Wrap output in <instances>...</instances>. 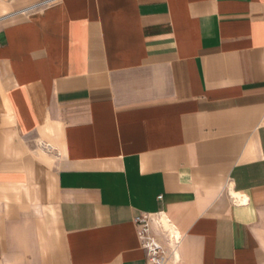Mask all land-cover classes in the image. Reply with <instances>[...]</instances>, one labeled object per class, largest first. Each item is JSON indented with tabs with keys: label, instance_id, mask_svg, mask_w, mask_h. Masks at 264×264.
I'll list each match as a JSON object with an SVG mask.
<instances>
[{
	"label": "crops",
	"instance_id": "1",
	"mask_svg": "<svg viewBox=\"0 0 264 264\" xmlns=\"http://www.w3.org/2000/svg\"><path fill=\"white\" fill-rule=\"evenodd\" d=\"M38 1L0 0V264H148L141 214L264 264V0Z\"/></svg>",
	"mask_w": 264,
	"mask_h": 264
},
{
	"label": "built area",
	"instance_id": "2",
	"mask_svg": "<svg viewBox=\"0 0 264 264\" xmlns=\"http://www.w3.org/2000/svg\"><path fill=\"white\" fill-rule=\"evenodd\" d=\"M59 0H41L28 7L23 11L30 12L36 9L49 6L56 3ZM5 16L0 17V20ZM153 219L150 215L141 214L135 218V223L139 228V237L141 244L146 253V258L148 264H171L175 255L173 251L168 250V245L173 243L174 246L179 244V238L169 236L167 239V244L159 240L153 233L151 229V223Z\"/></svg>",
	"mask_w": 264,
	"mask_h": 264
},
{
	"label": "bare ground",
	"instance_id": "3",
	"mask_svg": "<svg viewBox=\"0 0 264 264\" xmlns=\"http://www.w3.org/2000/svg\"><path fill=\"white\" fill-rule=\"evenodd\" d=\"M159 220H160V223L162 224V226L164 227V229L166 230V231H168V233H169V235L171 236V237H175V234L178 236V232L176 231V228H174L171 224H170V222L165 218V216H161L160 218H159ZM176 236V237H177ZM172 244V243H171ZM170 244V245H171ZM173 248V247H172Z\"/></svg>",
	"mask_w": 264,
	"mask_h": 264
}]
</instances>
